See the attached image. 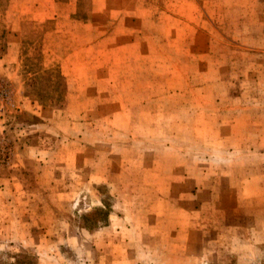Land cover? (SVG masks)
<instances>
[{
    "label": "rangeland",
    "instance_id": "374dc122",
    "mask_svg": "<svg viewBox=\"0 0 264 264\" xmlns=\"http://www.w3.org/2000/svg\"><path fill=\"white\" fill-rule=\"evenodd\" d=\"M0 264H264V0H0Z\"/></svg>",
    "mask_w": 264,
    "mask_h": 264
},
{
    "label": "trees",
    "instance_id": "16d2710c",
    "mask_svg": "<svg viewBox=\"0 0 264 264\" xmlns=\"http://www.w3.org/2000/svg\"><path fill=\"white\" fill-rule=\"evenodd\" d=\"M42 78H44V75L42 73H36L35 76L30 77L29 80H31V81H37V80L42 79Z\"/></svg>",
    "mask_w": 264,
    "mask_h": 264
}]
</instances>
